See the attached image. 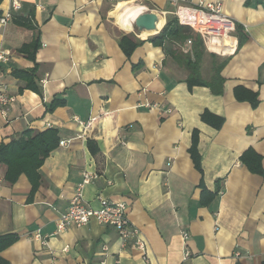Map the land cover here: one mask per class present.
<instances>
[{
    "label": "crops",
    "instance_id": "crops-1",
    "mask_svg": "<svg viewBox=\"0 0 264 264\" xmlns=\"http://www.w3.org/2000/svg\"><path fill=\"white\" fill-rule=\"evenodd\" d=\"M18 1L21 9L13 11V19L0 23V46L14 56L1 66V79L15 96L8 114L0 112V145L27 130L49 128L59 131L60 143L40 166L33 193L25 174L11 183L6 166L0 165V236H18L1 250L2 261L264 264V173H253L239 158L251 147L261 154L264 168V0H189L191 5L220 1L247 36L229 54L206 47L204 79L213 74L210 53L228 60L220 95L206 86L189 89L188 71L161 46L146 41L130 56L122 50L123 35L145 40L154 34L139 32L134 19L123 22L119 7L145 3L165 20L163 28L172 11L170 0ZM11 3L2 0L0 13ZM22 19L40 31L35 53L39 91L25 88L13 75L34 66L18 52L34 34L19 25ZM237 86L257 92L259 105L237 100ZM55 99L64 103L51 109ZM205 110L224 118L221 128L202 121ZM195 129L203 173L189 152ZM85 175H97L83 185L85 203L93 208L100 206V198L127 203L146 253L122 247L117 229L94 219L56 233V221ZM202 180L210 191L222 181L209 205L201 204ZM37 230L40 238H35Z\"/></svg>",
    "mask_w": 264,
    "mask_h": 264
},
{
    "label": "trees",
    "instance_id": "trees-1",
    "mask_svg": "<svg viewBox=\"0 0 264 264\" xmlns=\"http://www.w3.org/2000/svg\"><path fill=\"white\" fill-rule=\"evenodd\" d=\"M2 0H0L1 2ZM2 13H0L1 17ZM14 16V14H13ZM13 19V17H12ZM20 21V20H19ZM19 25L34 32L33 38L29 42H25L18 49L20 54L25 55L34 62L31 69H16L13 71L14 77L25 82V88L39 91L35 78L37 72V63L35 61L38 48L40 47V31L33 23L27 19L18 22ZM238 44L241 47L247 40V36L242 33L240 25L237 26ZM191 40L190 47L185 49L188 41ZM151 42L155 46L163 47L167 55L171 56L179 65L186 68L188 75L186 78L189 89L194 86L209 87L213 94L220 95L224 91L225 78L222 76V70L227 64V59L220 60L218 55L210 53L213 60V74L210 79H204L202 76V61L207 53L206 46L200 35L195 33L190 27L182 25L173 15L168 17L166 24L159 33L143 40L135 38L133 35H123L120 39L122 50L127 56H130L135 49L145 43ZM235 97L239 101H249L253 108L259 105V96L257 92L251 91L243 86H237L234 89ZM63 100L55 99L51 104V109L63 104ZM201 119L205 123L219 129L224 123V118L216 115L209 110H205L201 114ZM60 135L55 128H49L41 132L27 130L23 132L19 138L10 140L8 143L0 145V165L6 166L5 178L7 181L14 183L21 174L28 177V181L32 185V193L40 184L41 176L39 168L49 154L59 145ZM89 148L94 154L99 150L94 141H88ZM199 130L195 129L192 134V143L189 148L190 155L197 170L203 173L201 166V155L199 152ZM250 171L257 174H263L262 156L253 148L246 150L239 157ZM215 191H210L202 180L200 183L201 204L209 205L218 196L222 186L221 180L216 181ZM16 234H8L0 236V252L2 249L10 246L17 240ZM5 262L0 258V264Z\"/></svg>",
    "mask_w": 264,
    "mask_h": 264
},
{
    "label": "built area",
    "instance_id": "built-area-1",
    "mask_svg": "<svg viewBox=\"0 0 264 264\" xmlns=\"http://www.w3.org/2000/svg\"><path fill=\"white\" fill-rule=\"evenodd\" d=\"M170 4L172 11H169L168 14L173 15L180 24L190 27L200 35L203 43L211 51L229 54L238 42V24L225 12L220 1H201L199 5H191L189 0H170ZM145 8L143 12L151 11L148 7L145 6ZM19 9H21V3L18 0H12L11 9L2 14L0 23L8 24L13 17V11ZM188 44H191V40L188 41ZM12 54L10 49L0 46V112L5 116L15 101V96L10 93L8 84L1 79V66L13 60ZM61 144H65V141H62ZM95 177L97 175H85L83 183L77 188L70 201L69 208L59 215L56 221V233L65 231L73 225H86L94 219L100 224L116 228L122 247H133L146 253V242L140 230L133 225L128 217L127 203L124 201L111 202L106 198H100L98 208H93L85 203L83 185ZM184 236L186 238L187 234L185 233ZM40 237V230H37L35 238ZM188 255L189 253L186 252V256Z\"/></svg>",
    "mask_w": 264,
    "mask_h": 264
},
{
    "label": "water",
    "instance_id": "water-1",
    "mask_svg": "<svg viewBox=\"0 0 264 264\" xmlns=\"http://www.w3.org/2000/svg\"><path fill=\"white\" fill-rule=\"evenodd\" d=\"M159 20V14L156 11L141 12L133 20L136 29L141 33L157 34L160 30H157V23Z\"/></svg>",
    "mask_w": 264,
    "mask_h": 264
},
{
    "label": "bare ground",
    "instance_id": "bare-ground-1",
    "mask_svg": "<svg viewBox=\"0 0 264 264\" xmlns=\"http://www.w3.org/2000/svg\"><path fill=\"white\" fill-rule=\"evenodd\" d=\"M120 8V18L123 22H128V20L134 19L136 15L141 13L143 10L145 11V6L141 4L134 3H123ZM162 17H159L161 19ZM164 18V17H163ZM164 19H161L157 23V30L161 29L164 24Z\"/></svg>",
    "mask_w": 264,
    "mask_h": 264
},
{
    "label": "rangeland",
    "instance_id": "rangeland-1",
    "mask_svg": "<svg viewBox=\"0 0 264 264\" xmlns=\"http://www.w3.org/2000/svg\"><path fill=\"white\" fill-rule=\"evenodd\" d=\"M136 3L138 4V3H139V1H137ZM139 4H141V3H139ZM143 5H145V3H144ZM145 6L147 7L148 5H145ZM148 8H150V7H148ZM149 10H150V9H149ZM170 16H172V15H171V14H169V15H168V17H170Z\"/></svg>",
    "mask_w": 264,
    "mask_h": 264
}]
</instances>
